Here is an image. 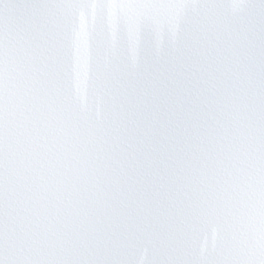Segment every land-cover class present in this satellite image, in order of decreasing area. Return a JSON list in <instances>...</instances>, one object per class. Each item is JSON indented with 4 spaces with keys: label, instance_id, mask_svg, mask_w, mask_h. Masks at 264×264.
<instances>
[{
    "label": "snow or ice",
    "instance_id": "6c2138e0",
    "mask_svg": "<svg viewBox=\"0 0 264 264\" xmlns=\"http://www.w3.org/2000/svg\"><path fill=\"white\" fill-rule=\"evenodd\" d=\"M0 264H264V0H0Z\"/></svg>",
    "mask_w": 264,
    "mask_h": 264
}]
</instances>
